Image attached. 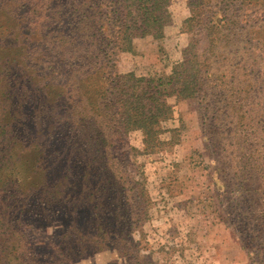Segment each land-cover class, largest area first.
<instances>
[{
    "label": "rangeland",
    "instance_id": "obj_1",
    "mask_svg": "<svg viewBox=\"0 0 264 264\" xmlns=\"http://www.w3.org/2000/svg\"><path fill=\"white\" fill-rule=\"evenodd\" d=\"M99 2L0 0V75L9 74L15 83L9 96L24 103L14 113L21 122L0 118V133L6 125L15 134L6 136L11 141L0 136L4 170L11 165L0 203L11 204L22 192L35 211L14 221L33 247L29 258L39 264H264L263 242L253 241L264 224V0H205L186 25L189 0H171L164 38L136 39L134 53L118 54L116 71L168 76L184 53L190 62L198 55L201 91L166 99L171 113L161 123L157 152L145 150L141 131H131L115 156L95 162L98 173L87 176L62 153L55 120L42 119L53 116L42 112L45 102L30 95L38 87L59 90L73 75L63 61L99 46L94 37L101 23L94 16L108 8L99 9ZM220 9L226 25L212 29L209 12ZM57 65L64 79L57 78ZM5 90L0 79V96ZM58 95L46 101L57 117L66 112ZM38 194L54 206L33 208ZM17 235L0 227L7 242H20ZM8 246L2 251L12 252Z\"/></svg>",
    "mask_w": 264,
    "mask_h": 264
},
{
    "label": "trees",
    "instance_id": "obj_2",
    "mask_svg": "<svg viewBox=\"0 0 264 264\" xmlns=\"http://www.w3.org/2000/svg\"><path fill=\"white\" fill-rule=\"evenodd\" d=\"M204 1L189 0L188 6L192 16L184 22V25L194 23L197 18L196 13L204 7ZM170 3L171 0H101L96 4L97 7L102 9V5L105 4L108 8L105 12L102 10L96 12L94 16L95 23H101V26L97 27V34L100 35L94 37L99 46L95 48L92 45L91 48L78 52L74 58L68 57L67 61H63L68 62V67L65 69L69 68L67 72L73 75L65 82L66 84L60 86L59 90L52 89L50 93L51 90L39 87L31 89L35 93L30 95L32 98L39 97L38 101L41 99L45 102L42 112L53 114V116L44 114L42 119L45 121L54 119L57 123L56 131L60 132L56 133V140L60 141L62 153L74 163L76 169H82L87 176L98 173L95 162L105 164L108 157L115 156L114 148L121 141H125L131 131H141L145 150L151 153L157 152V148L163 143L159 137L162 133L161 123L171 113L166 99L173 95L177 98H190L201 91L202 71L198 64V55H194L195 61L190 62L184 53V60L173 66L168 76L153 75L145 78L137 77L134 73L121 75L116 71L118 54L134 53L136 39L151 37L154 41L160 42L164 38V28L171 21L168 11ZM199 4H202V7H199ZM221 11L223 10L209 12L213 15L208 21L212 29L220 30L225 27L227 21ZM218 12L221 13L219 16L216 14ZM104 28L107 34H103ZM56 70L59 76L57 78L64 79L61 66L57 65ZM51 75L52 73L46 74L48 78ZM0 79L5 83V88H8V92L5 90L0 96V100H3L2 103L7 107L3 110V116L0 115L1 123L7 118L19 123L21 121L16 120L14 113L15 109L24 106V103L16 102L9 96L15 87L9 74L0 75ZM91 80L98 81L96 87H92ZM66 90V97L62 100ZM55 92L59 93L57 96L59 107L61 102V107L63 105V108H66L64 116H54V106H46L49 96ZM54 102L56 99H51V103ZM63 117L62 124L65 131H61L58 125V121ZM3 127L0 133V136L4 137L2 140L11 141L12 138L6 136L14 137L13 130L7 133L5 130L7 126ZM7 152L11 160L14 153L11 149ZM10 166H6L7 169L4 170V162L0 158V191L10 184V175H8V171H11ZM78 184L69 180L70 187L76 185L74 189L78 188ZM40 195L36 196L38 201L35 200L33 208L45 209L54 206L53 202L47 199L48 196L44 200L39 198ZM17 197L11 204H7L6 199L3 200L5 204L0 203L2 206L0 212L3 214H0V227H5L6 233H18L17 240L20 238V242L13 243L0 237V254L5 253L6 249L4 251L1 249L3 245L8 244L7 249L12 247V252L5 253L4 258L0 255V264H39L40 262L29 258L33 247L22 240L23 237L25 239L27 237L20 231L21 226L14 222L19 213L34 215L35 211L28 205V200L23 199L22 192ZM54 200L56 204L60 201L55 196ZM65 200L69 202V197ZM257 230L258 236L253 241L261 240L264 245V224L258 225ZM259 251L263 254L264 247L260 246ZM14 254L16 255L12 257ZM25 258H28V262Z\"/></svg>",
    "mask_w": 264,
    "mask_h": 264
}]
</instances>
